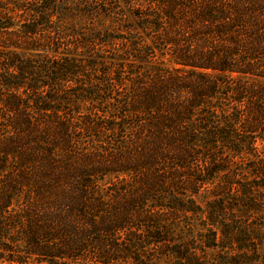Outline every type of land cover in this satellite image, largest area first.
I'll use <instances>...</instances> for the list:
<instances>
[{
    "label": "trees",
    "instance_id": "trees-1",
    "mask_svg": "<svg viewBox=\"0 0 264 264\" xmlns=\"http://www.w3.org/2000/svg\"><path fill=\"white\" fill-rule=\"evenodd\" d=\"M0 264H264V0H0Z\"/></svg>",
    "mask_w": 264,
    "mask_h": 264
},
{
    "label": "rangeland",
    "instance_id": "rangeland-1",
    "mask_svg": "<svg viewBox=\"0 0 264 264\" xmlns=\"http://www.w3.org/2000/svg\"><path fill=\"white\" fill-rule=\"evenodd\" d=\"M109 55H110V51L108 52ZM86 138H85V143H88L86 144V146H90L88 150H82L83 148L80 147V145H76L75 146V150L74 151H106V150H101V148L99 147V145L96 143V142H93V139L90 135V133H86L85 134ZM85 145V144H84ZM94 145V146H93ZM103 145V144H102ZM106 149H109V151L111 150L110 146H105Z\"/></svg>",
    "mask_w": 264,
    "mask_h": 264
}]
</instances>
